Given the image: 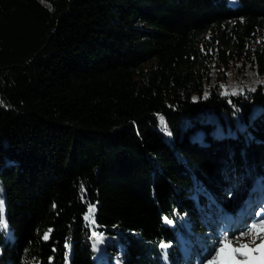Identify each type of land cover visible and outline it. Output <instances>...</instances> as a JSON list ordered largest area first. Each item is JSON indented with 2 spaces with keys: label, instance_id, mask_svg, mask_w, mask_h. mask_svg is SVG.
Wrapping results in <instances>:
<instances>
[{
  "label": "trees",
  "instance_id": "16d2710c",
  "mask_svg": "<svg viewBox=\"0 0 264 264\" xmlns=\"http://www.w3.org/2000/svg\"><path fill=\"white\" fill-rule=\"evenodd\" d=\"M236 1L0 0V264H188L178 237L264 186V0ZM246 67L247 98L207 94Z\"/></svg>",
  "mask_w": 264,
  "mask_h": 264
},
{
  "label": "rangeland",
  "instance_id": "374dc122",
  "mask_svg": "<svg viewBox=\"0 0 264 264\" xmlns=\"http://www.w3.org/2000/svg\"><path fill=\"white\" fill-rule=\"evenodd\" d=\"M228 5H230L233 8H236L238 6V3L236 0H227ZM203 66H201L198 70H202ZM207 74L208 78L205 81V90L207 91L213 87L216 84H218V89L221 92V95L223 96H240L247 98L248 94L250 92H253L255 88L259 85L260 77L256 74V71H253L251 68L246 67L243 72L242 78L237 77L234 79L233 84L231 83H219L217 81V73L212 68H205L204 69ZM227 82V81H226ZM235 93V94H233ZM238 194V195H237ZM254 195L252 194L251 190H247L244 188L237 187V193L236 195L232 196L229 195L227 197L224 196L222 198V202L219 205H216L215 207L218 208L221 212L226 213L229 210H231L232 214H234L232 217L225 219L221 226L219 227V230L214 231L211 233L210 230L212 228H207L206 232L204 233L202 246L205 248L203 253L198 256H196L195 247L188 246L185 244L182 240H180V251L179 255L181 260H185L186 262L190 264H202V262L206 258V249H211L214 246V241L219 239L222 235H227L229 239L233 240V246L238 247L239 244H249L251 243V237H244L243 239L239 240V242H236V238L240 236V234L247 230V227L255 220L259 219V217H256L254 215L255 211L258 209L257 205L258 203L264 202V193L262 192V195L258 193L257 199H253ZM221 198V195H220ZM2 202V201H1ZM226 206H229V210L226 208ZM4 208V203L2 202V209ZM96 210V206H94ZM88 210V209H87ZM95 213V212H94ZM87 214V212L84 214ZM95 214H93V221L85 220L84 222L88 229L93 233H97L100 237V242L96 243V246L94 247V244L92 245L94 249V257L96 260H98L102 253L107 249V245H112V236L107 233H101L96 230H94L95 227ZM228 224V225H226ZM210 236L209 238L205 239V237ZM260 244V241H256V245L258 246ZM114 246L117 248V259L119 260L120 264H125V256L121 253V249L118 243H114ZM185 248H187V251H185ZM106 253V252H105ZM109 253V252H108ZM106 253V254H108ZM260 254H253L251 252L248 253V260L252 262L254 258H259ZM253 258V260H252ZM262 258V256H261ZM178 261V259L176 258ZM238 264H244L243 259H239ZM253 264V263H252ZM258 264V263H255Z\"/></svg>",
  "mask_w": 264,
  "mask_h": 264
},
{
  "label": "snow or ice",
  "instance_id": "6c2138e0",
  "mask_svg": "<svg viewBox=\"0 0 264 264\" xmlns=\"http://www.w3.org/2000/svg\"><path fill=\"white\" fill-rule=\"evenodd\" d=\"M81 192L82 194H85L83 186L81 188ZM0 208H2V202H0ZM94 212V206L89 204L87 214L85 215L84 219L93 221ZM254 215L259 217V219L253 221L247 227V230L242 232L240 236L236 238V242L238 243L239 240L243 239L244 237H251V243H241L238 247H234V241L229 239L227 235H222L219 239L214 241L213 248L205 250L206 258L202 264H238L239 259H243L244 264H251V262L248 260L249 252L253 253L254 255L260 254L262 257H264V202L261 203V207L255 211ZM167 222L170 223L171 221ZM6 228V222L3 220L2 213H0V229L6 230ZM93 237L96 243L100 242V237L97 233H93ZM45 238H47V234L45 235ZM257 240L260 241L258 246L256 245ZM96 243H94V247L96 246ZM170 246V244L163 242L160 244L162 255L164 256L165 260H167L166 249Z\"/></svg>",
  "mask_w": 264,
  "mask_h": 264
},
{
  "label": "bare ground",
  "instance_id": "6f19581e",
  "mask_svg": "<svg viewBox=\"0 0 264 264\" xmlns=\"http://www.w3.org/2000/svg\"><path fill=\"white\" fill-rule=\"evenodd\" d=\"M253 260V258H252ZM255 264V263H258V264H264V257L261 258V255L259 256V258H254V260L251 262V264Z\"/></svg>",
  "mask_w": 264,
  "mask_h": 264
}]
</instances>
